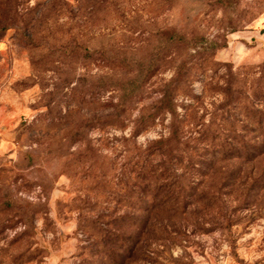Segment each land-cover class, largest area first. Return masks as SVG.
Listing matches in <instances>:
<instances>
[{
	"label": "rangeland",
	"instance_id": "rangeland-1",
	"mask_svg": "<svg viewBox=\"0 0 264 264\" xmlns=\"http://www.w3.org/2000/svg\"><path fill=\"white\" fill-rule=\"evenodd\" d=\"M170 29L218 45L177 91L186 137L226 117L258 133L264 0H0V264H264V178L196 177L205 195L161 218L139 177L169 117L135 134L137 118L195 52L169 49ZM154 55L146 93L110 121L112 88Z\"/></svg>",
	"mask_w": 264,
	"mask_h": 264
},
{
	"label": "trees",
	"instance_id": "trees-1",
	"mask_svg": "<svg viewBox=\"0 0 264 264\" xmlns=\"http://www.w3.org/2000/svg\"><path fill=\"white\" fill-rule=\"evenodd\" d=\"M165 33V44L169 49L186 46L195 52L181 59L174 67L173 76L160 83L157 98L137 118L134 133L138 134L146 123L157 117H169V134L152 140L143 150L139 177L151 179L155 184L151 197L158 216L162 214L161 218H165L163 214L167 213L173 218L188 211L190 197L200 199L205 195L202 189L190 185L195 183L196 177L212 178L219 183L234 177L264 178V123L261 119L247 121V124L255 125L258 133L243 134L234 130V120L226 117L222 119L224 127H214L212 121L209 125H202L196 134L191 132L186 137L183 132L185 118L180 117L177 110V91L182 84L185 88L188 86L193 58L211 56L218 45L213 41L205 44L201 37L189 38L176 29ZM158 60L159 55H154L147 62L137 63L127 71L128 77L112 88L117 92V99L110 104L114 110L110 121L119 120L132 110L136 100L144 96L148 82L157 75ZM230 96L231 93L226 95L225 105L232 104ZM182 181L190 186L182 187ZM167 219L171 221L169 217Z\"/></svg>",
	"mask_w": 264,
	"mask_h": 264
}]
</instances>
